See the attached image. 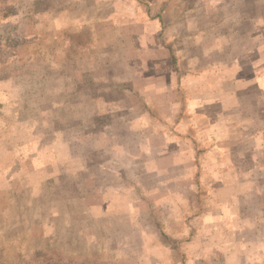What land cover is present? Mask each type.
Instances as JSON below:
<instances>
[{
    "label": "rangeland",
    "instance_id": "obj_1",
    "mask_svg": "<svg viewBox=\"0 0 264 264\" xmlns=\"http://www.w3.org/2000/svg\"><path fill=\"white\" fill-rule=\"evenodd\" d=\"M218 1L0 0V264H138L141 255L135 251L137 243L129 242L134 235L126 225L116 226L120 219L104 216L107 212L102 208L92 209L101 206V188L96 182H156L146 187V200L170 195V185L161 182L173 179L174 160L187 166L195 159L196 167L178 183L183 191L197 182L196 199L191 204L181 201L180 192L179 218L168 216L171 220L165 217L172 205L169 201L148 202V207L152 205L162 215L155 221L163 249L160 256L153 255L143 264H198L190 261L191 251L186 247L192 236L186 228L188 219L197 232L204 215L216 232L219 213L236 217L226 222L234 227L235 221H246L239 217L243 207L252 209L254 200L264 203V170H241L230 178L217 171V165H208L213 155L199 154L216 141L210 137L214 124L203 117L205 111L187 101L186 96L196 94L202 84L186 82L190 75L186 56L192 51L186 43L187 27L181 24L176 31H165L163 26L175 16L171 9L176 5L183 9L194 2L214 5ZM256 13L227 12V23L215 30L231 31L236 38L251 33L254 29L248 18H255ZM258 13L264 15L263 10ZM215 15L206 22L200 18L190 28L193 32L209 28L218 18ZM145 19L149 23L157 20L151 32L161 36L145 47L146 53L167 57L164 67L154 60L136 66L128 60L139 54L140 46L134 41L144 30L140 22ZM259 31L263 36L264 25L257 26ZM241 45L243 50L249 48V44ZM155 66L162 67L161 78L167 77L169 89L163 94L144 93L140 87L145 82L139 74L148 80L145 68L155 72ZM170 69L184 79L182 86L178 81V101L183 107L177 120L166 103L174 102L176 94L175 86L170 89L171 77L165 76ZM154 77L149 81L156 83L155 88L165 89V83L154 82ZM261 107L255 111L264 110ZM217 112L215 106L210 108L212 115ZM160 118L164 122L159 123ZM212 121L221 122L222 117L218 114ZM262 126L263 119L258 123ZM142 130L147 139L142 138ZM188 135L194 139L188 141ZM246 146L253 148L250 142ZM174 147L179 154L175 155ZM192 148L193 157L189 155ZM92 153L112 156L110 174L101 167L92 168L105 163L104 157H98L90 165ZM244 158L241 162L249 167L251 158ZM215 248L208 251L209 260H222L223 251ZM228 248L233 254L232 247ZM228 256V264H234Z\"/></svg>",
    "mask_w": 264,
    "mask_h": 264
},
{
    "label": "crops",
    "instance_id": "obj_2",
    "mask_svg": "<svg viewBox=\"0 0 264 264\" xmlns=\"http://www.w3.org/2000/svg\"><path fill=\"white\" fill-rule=\"evenodd\" d=\"M246 1L247 0H220L215 2L216 4L214 5L212 2H194L185 6L183 9L181 6L176 5L171 9L174 10L176 14L174 17L172 15L170 22L167 23L163 20L165 31H176L181 24H183L184 28L187 27V30H185L187 32L186 43L189 45V48L192 47V51L188 52L186 56L188 60L187 63L190 66L188 68V73L190 75L187 77L186 82L200 81L202 83L199 88H197L199 90L196 94L189 93V95L186 96L188 97L187 101L189 102V106H200L205 111L203 117L209 118V123L214 124L211 126V132L213 134H211L210 137L212 141H216V143L205 147L199 154L202 153L204 156H217L219 158V160H217L218 163L215 160L216 158L214 159L212 156L213 159L211 158L208 160V165L212 168L217 165L214 168L224 176L226 175L230 178L234 175L233 172H240L241 170H264V126H262V128L258 127L259 120L263 119L264 121V110L259 111L257 109L255 111V108L260 106H262L260 109H264V45L263 47L261 46V44L264 43V35L260 36V31L257 32V26L262 27L264 25V15L258 13L262 12V10L264 11V0H250L251 4H249V6L246 4ZM241 11L257 12L254 14L256 15L255 18H248L251 22V30L254 29L253 32L238 35L236 38L231 31L227 32L223 29L215 30V27H224L227 23V19H224L228 18L226 15L227 12L238 13ZM213 13H215V16L218 18H215L208 24L209 28L206 29L203 27L202 30L198 29V31L193 32L191 28L198 24L200 18H203L206 22L207 18ZM156 21H154V23ZM140 23H142L144 30H142V33H140L134 41L140 46L138 47L139 54L128 60H130V63H135L134 66H136L137 63H147L150 60H154L161 62V66L164 67L167 57L162 58L156 54V56H152L153 53L149 55L146 53V46L149 44L153 45L155 42L157 43L161 38V36H155L151 32L154 31L155 24L153 22L149 23L146 19L142 20ZM166 37L169 36L166 34ZM173 37L174 36L170 37V41L173 40ZM232 43H235V45H231ZM236 43H239V45ZM241 43L249 44V48L243 50V45H241ZM238 47H240V49ZM183 58H185V56H183ZM161 66L160 68L155 66V72H149V68H145V74L148 80H145V77L142 75L144 73L141 72L139 74L140 78L145 82L144 85L140 87L144 93L153 90L155 93L163 94V92L169 89V87L167 88V77L161 78L163 74ZM170 70L171 71L168 70L165 76L169 75V77H171L170 89H173V86H175L176 88H174V90L176 94L174 102L168 101L166 103L172 106V111L175 113L174 115H176L177 120L181 117V108L183 107L180 101H178V81L181 85L184 79L183 75L181 76L182 78H180L178 73L175 72L176 70ZM152 74L155 76L154 82L165 83V89L159 91L155 88L156 86L154 84L156 83L152 84V82L149 81ZM173 75L175 76L173 77ZM101 106H103V103H100V107ZM212 106L218 108L219 112L215 115L210 113V108ZM255 112H257V114H255ZM218 114L222 117V121L215 123L212 119L216 118ZM166 118L167 121L168 119L172 120L171 117L168 118L166 116ZM154 121L156 122L157 120L154 118ZM192 121H194V119H192ZM158 122H164V119L160 118ZM233 122L237 125L232 126ZM233 127H235L234 130H232ZM240 128L242 130H240ZM215 129L218 130L215 131ZM141 134L142 138L147 139L148 136L145 130H142ZM189 137H187L188 141L194 139L191 138V136ZM229 139L234 140L232 141L233 144L228 145L226 143ZM248 142H250V145H253L254 149L246 146ZM143 144L145 146L147 144L146 141ZM173 150L175 155L179 154L177 148L175 149L174 147ZM191 150L189 155L193 157L194 150L193 148ZM98 152H101L99 148ZM241 156H245L244 159L248 157L251 158L249 167L241 162ZM98 157H104L105 163H99ZM88 158V155L85 156L87 161ZM109 158H111L110 161ZM89 160L90 165L97 161L98 164H93L94 166L92 165V168L101 167L105 174H110L114 169L110 164L112 156L109 154L98 153L95 157V153H92ZM188 162L190 163H188L187 166L180 164L178 160H174L173 164L171 162L173 168L171 176L173 179L170 180V182H161V185H170L171 194L158 196L154 199L151 198L146 200V197L148 198L146 187H153L156 182L126 183L112 182L110 179H106V182H96V187L98 186L101 188V199L99 202L102 207L97 206L92 207V209L98 210L102 208L107 212L104 216L110 215L114 217V219H120V221H116V226L123 224L122 227H124V225H126L128 233L134 235V238L129 242L133 244L137 243V249H132L140 252L141 255V260H139L138 264H143V262L148 263V259L153 255H156L155 257L160 256L163 249V246L159 244L162 241V233L157 229V222L155 221V219H161L162 215L154 211L152 205L148 207V202L150 204L154 201L162 202V199L169 201L172 205L170 211L167 212V216H165L168 219L173 217L179 218L180 210L177 204L180 200V192L182 194L181 201L189 204L195 202L198 192V183H189L187 188L183 189V191H180L178 183L180 177H184V175L187 176L188 172H191L192 169L196 167L194 163L195 159L189 160ZM103 172L101 171V174ZM108 180H110V182H108ZM220 180L222 181L224 178H220ZM76 182H81V179L76 180ZM226 182L230 183L232 180L225 181V184L221 185H228ZM217 185L219 186L220 183L218 182ZM255 186H258V183ZM185 193L186 197L184 198ZM256 193H258V191ZM237 199H239V196L236 197V200ZM254 201L252 202V206L254 205L252 209H249L250 207L247 208V206L243 207L242 214L239 216L241 219L245 218L246 221H235L236 225L234 224V227L227 226L226 222L227 218L236 219V217H231V215L226 214V212L221 215L219 213L218 222L220 224L216 230H213L216 232H212L210 223L204 215L202 216V227H198L197 232L193 230L195 226L190 219H188L186 228L190 230L192 236L187 242L186 247L191 251L189 256L190 261L193 263L198 262V264H228L227 256L230 255V258L234 259V264H264V203L261 201L258 202V200ZM121 221H124L125 224L121 223ZM190 223H192L193 226H191ZM222 223H224L223 227ZM212 234H216L217 236L211 237ZM151 237H154L156 241L152 240ZM121 242L123 243L124 239H122L120 243ZM214 247L219 251H223L224 257L222 260L221 258L217 260L212 258L213 261L209 260L208 251L214 249ZM228 247H232L234 251L233 254ZM239 248L243 249L242 252L236 253ZM157 253L159 254L157 255ZM226 253H228V255H226ZM196 254H198V256H196ZM237 259L239 260L237 261Z\"/></svg>",
    "mask_w": 264,
    "mask_h": 264
},
{
    "label": "trees",
    "instance_id": "obj_3",
    "mask_svg": "<svg viewBox=\"0 0 264 264\" xmlns=\"http://www.w3.org/2000/svg\"><path fill=\"white\" fill-rule=\"evenodd\" d=\"M56 264H65V263L62 262V263H56Z\"/></svg>",
    "mask_w": 264,
    "mask_h": 264
}]
</instances>
